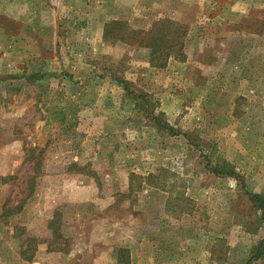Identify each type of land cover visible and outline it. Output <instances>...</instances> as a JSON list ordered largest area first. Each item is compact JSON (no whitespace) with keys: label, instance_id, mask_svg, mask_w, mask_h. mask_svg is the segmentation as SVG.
Segmentation results:
<instances>
[{"label":"rangeland","instance_id":"rangeland-1","mask_svg":"<svg viewBox=\"0 0 264 264\" xmlns=\"http://www.w3.org/2000/svg\"><path fill=\"white\" fill-rule=\"evenodd\" d=\"M8 1L0 214L25 205L0 219V264L48 247L55 211L62 251L34 253L40 264H125V244L153 238L184 250L182 264L253 257L264 238L248 198L262 161L264 0ZM171 35V51L155 42ZM223 163L234 175L213 174Z\"/></svg>","mask_w":264,"mask_h":264},{"label":"trees","instance_id":"trees-1","mask_svg":"<svg viewBox=\"0 0 264 264\" xmlns=\"http://www.w3.org/2000/svg\"><path fill=\"white\" fill-rule=\"evenodd\" d=\"M174 36H176L175 33H174ZM174 36L171 35L170 37H167L166 39L163 38V40L162 39L155 40V42H160L161 43V42H163L165 40L166 50L167 51H171V49L176 46V44H175L176 43V41H175L176 38ZM153 54H154V52H153ZM155 117H156V119L154 121H155L156 125L159 126V128L167 127L166 124H163L161 126V124H160V122H159V120L157 118L159 116H155ZM34 152H35L34 149L28 151L25 162L30 163V161L32 159H35L34 158V156H35ZM40 157H41V151L36 154V158H38L37 159L38 161H36V163H34L35 168L32 171V175L29 177L30 185L27 186V188L25 190V191L29 192L26 195V199L31 197V195L33 193V189H34V180H35L36 177H38L41 174V160H40ZM73 167H76V165L73 164ZM231 170H232V166L231 165H229L227 163H223L221 166H218L213 171V174L216 175V176H219V175L232 176V175H234V172H231ZM248 198H249V201L253 203V206L258 211H260V216L264 220V197H262L260 195H256V194H249ZM24 205H25V201H20L16 206H14L15 208H11L10 209L9 207H7L8 205H6V203H4L3 207H2V213L0 214V219L7 220V219L11 218L12 216L18 214L22 210ZM59 223H60V215L58 214V212H55L53 214L52 219L48 222V229L50 230V234H51V241L48 244V249L50 251H57V252L62 251V249H60V248H58L56 246V245H59L62 242V241L61 242L59 241L60 239H62V236H61L60 232L58 231ZM14 230H19L20 231V228L19 227H14ZM263 250H264V238L261 241H259L257 249H256V252H255V255L253 257H251L250 259H248L245 264H251L252 260H259L260 258H262L263 257ZM35 251H36V248H35V250H32V252H31V254L29 256H25L24 252L21 251L20 257L23 260L29 262L33 258Z\"/></svg>","mask_w":264,"mask_h":264},{"label":"crops","instance_id":"crops-1","mask_svg":"<svg viewBox=\"0 0 264 264\" xmlns=\"http://www.w3.org/2000/svg\"><path fill=\"white\" fill-rule=\"evenodd\" d=\"M24 1L25 0H17V2L19 4L26 2V1L25 2ZM8 2H9L8 0H4V1L0 0V6H3L4 4H7ZM25 4L27 6L29 5V7L31 5V3H29V2H26ZM261 57L264 58V54L262 55V53H261ZM259 86H260V88L263 89V93H264V77H262V79H260V85ZM263 100H264V95H263ZM262 131H263L262 134L259 133L257 135L258 141L261 143V145H258L259 147L257 148V150H258V155L262 159V161H259V163L255 165V168L253 170V174H256V182L254 184H251V187H254V190L251 193L249 191V194H256V195H260V196L264 197V129ZM259 172H261L262 175H259ZM81 184L84 185L83 182ZM72 200L74 201V198H72ZM23 208H24V206H23ZM23 208H22V210H23ZM22 210L19 213H21ZM55 212H57V211H55ZM18 214H16V215H18ZM16 215H14V216H16ZM148 242L151 243L149 246H148ZM156 242H157V245H155ZM158 242H159L158 239H154V238L151 240L147 239V242H146L147 244L145 246L143 245L144 246L143 249H146V251L143 254L137 253V251L139 249L141 251L143 246L126 247L125 246L126 244H125L123 246V248H128L127 250H128V255H129L127 262L125 264H182V263H186L184 250L180 251L181 254H179V251L177 254H172L171 248L169 249V247H164L162 244H159ZM172 248L175 249L174 246H172ZM38 250L41 251V253H43V254H52L53 252L54 253L57 252V251H50L47 246H44L43 250L42 249H38ZM39 251H37V253L35 251V253L38 254ZM175 251H176V249H175ZM41 253L39 252V254H41ZM36 259H37L36 256L33 257L31 259V261H29V263H28V261L24 260L25 262L23 264H40V262H42L41 259H37V261H36ZM180 260H181V262H180Z\"/></svg>","mask_w":264,"mask_h":264}]
</instances>
